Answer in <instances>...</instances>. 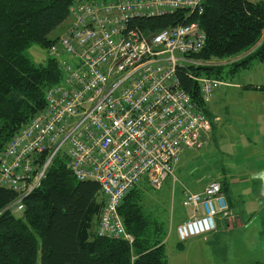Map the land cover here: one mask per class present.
I'll return each mask as SVG.
<instances>
[{"label": "built area", "instance_id": "obj_1", "mask_svg": "<svg viewBox=\"0 0 264 264\" xmlns=\"http://www.w3.org/2000/svg\"><path fill=\"white\" fill-rule=\"evenodd\" d=\"M206 0H79L66 31L48 48L62 73L45 93V107L0 147V186L19 194L8 208L24 209L51 162L65 147L66 168L78 180L99 183L105 197L97 234L133 241L119 215L123 199L145 179L161 188L187 150H199L211 130L203 106L184 90L180 66L210 64L193 56L207 43L198 23L147 33L130 28L139 17L202 12ZM208 103L214 78L196 77ZM47 153L38 166V156ZM191 214L177 226L180 241L217 228L231 209L222 183L184 191Z\"/></svg>", "mask_w": 264, "mask_h": 264}, {"label": "trees", "instance_id": "obj_2", "mask_svg": "<svg viewBox=\"0 0 264 264\" xmlns=\"http://www.w3.org/2000/svg\"><path fill=\"white\" fill-rule=\"evenodd\" d=\"M74 2L0 0V147L45 107L46 91L61 81L55 59L49 56L45 64L36 65L25 51L33 44L49 48L56 42L59 37L51 38V33L70 19ZM188 23H198L207 34L206 46L193 58L210 64L180 66L177 76L206 114L208 103L201 101L196 77L222 82L255 61L264 63V0H206L202 12L183 8L139 17L129 27L150 33ZM246 53L228 65L229 71L215 65ZM46 157L38 156V166ZM139 186L118 210L133 241L98 236L105 204L100 185L78 180L66 168L65 157L53 159L41 185L22 200L19 213L8 208L19 194L0 186V264H168L166 233L158 220L143 212Z\"/></svg>", "mask_w": 264, "mask_h": 264}, {"label": "crops", "instance_id": "obj_3", "mask_svg": "<svg viewBox=\"0 0 264 264\" xmlns=\"http://www.w3.org/2000/svg\"><path fill=\"white\" fill-rule=\"evenodd\" d=\"M248 53L228 60V64L242 59ZM228 81H222L220 88L225 87L224 92L235 90L242 95L240 98L264 95V90L245 88L247 85L264 86L262 83L239 85ZM246 101L237 102L245 103L243 108L247 109L240 111L241 114L233 113V116L231 112V120L235 119L231 123L228 120L222 121L220 114L210 112L214 108L207 104L206 116L211 122V130L203 135L207 143L199 150H187L175 166L174 177L178 180H173V183L175 187L179 186L181 194L186 189L201 192L210 182L219 181L224 190L226 189L224 193L231 213L229 218L221 215L216 217V230L190 238L181 247L174 249L168 256V264H264V98L257 105L254 102L250 106ZM221 103L224 110H230L231 104L225 105L223 101ZM262 108V112L258 111ZM247 111L254 114L251 122L248 120ZM212 116L214 120L211 119ZM220 121L225 136L234 144H240V153L243 156L241 163L225 165L219 161L209 162V158L214 156L213 148H217L215 122ZM232 123L236 128H230L229 134L228 127ZM250 123H253L252 128L248 127ZM238 124L242 127L237 126ZM233 143H230L233 151H226L229 156H224L225 159L237 152L234 151ZM203 150L197 156L196 153ZM205 159L206 164L203 162L198 165V169L196 163ZM225 159L221 160L227 162Z\"/></svg>", "mask_w": 264, "mask_h": 264}, {"label": "rangeland", "instance_id": "obj_4", "mask_svg": "<svg viewBox=\"0 0 264 264\" xmlns=\"http://www.w3.org/2000/svg\"><path fill=\"white\" fill-rule=\"evenodd\" d=\"M79 1V0H74ZM82 1V0H81ZM71 19H67L62 25H60L55 31L51 33V38H58L62 36V34L66 31V28L69 24ZM264 38V35H263ZM26 55L33 61L36 65H42L45 64L49 58V52L48 48L43 47L38 44L31 45L26 51ZM217 65L226 67V71H229L230 66H228V59H222L216 61ZM220 63V64H218ZM216 65V64H215ZM216 65V66H217ZM228 72H225L227 74ZM235 75V76H234ZM232 74H227L225 76V80H229V83L234 84H249L251 83H262L264 84V63L255 61L253 65L250 68H243L240 72ZM225 84V83H224ZM223 85V84H221ZM221 85H216L214 89V94L212 99L208 102L209 106L214 108L210 112H214V114H220L222 121L228 120V122H232L235 119L231 120V112L232 116L233 113L241 114L240 111L246 110L247 108H243L244 104L237 103L238 101H246L250 104V106L255 102L257 105L258 103L262 102V99L264 98V95L262 96H244L240 98V94L236 92L235 90H230L227 92H224L225 87L221 89ZM226 91V90H225ZM240 96V97H239ZM224 102V104H231L230 110H224L221 102ZM236 104L242 105V106H236ZM258 111H263L262 109H258ZM228 112L229 114H226ZM247 113V117L249 122H251L252 116H254L253 113ZM213 114V113H212ZM213 114V115H214ZM212 120H214V117H211ZM220 122H215L216 126V136H217V148L214 151V156H211L209 158V162L219 161L220 163H225L229 165H235V163H241L243 161V156L240 153V144H234L229 140L221 127ZM252 124H249V128H252ZM237 126L242 127L240 124ZM228 127V126H226ZM229 131L228 133L231 134V129H235V124H231V127H228ZM231 128V129H230ZM234 133V131H232ZM230 143H233L235 155H231V157H225L229 156V154L226 152L233 151L230 148ZM65 147L60 151V153L57 155V158L65 157ZM203 151H199L197 156H199ZM225 159L227 162L222 161ZM198 160V159H197ZM207 159L197 162V168L198 165L202 164L203 162L206 164ZM199 169V168H198ZM175 173L173 172V176L168 177V179L163 183L162 187L157 189L154 187H150L145 179H143L140 183L139 188V203H141L143 212L149 216L150 218L156 219L161 223L163 230L165 231L166 235V252L168 256L172 253L174 249L178 247V244L180 243V239L178 238L177 234V226L178 224L183 221L185 218H187L191 214V208L183 205V198L184 194H181L179 192V186L177 185L175 187L173 180L177 181L174 177ZM177 176V175H176ZM176 188V189H175ZM19 213V212H18ZM174 261V260H173Z\"/></svg>", "mask_w": 264, "mask_h": 264}]
</instances>
